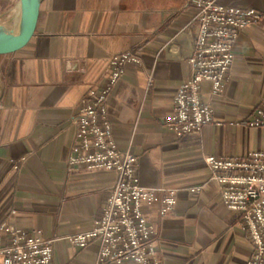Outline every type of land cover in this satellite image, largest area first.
I'll return each mask as SVG.
<instances>
[{
    "label": "crops",
    "instance_id": "crops-1",
    "mask_svg": "<svg viewBox=\"0 0 264 264\" xmlns=\"http://www.w3.org/2000/svg\"><path fill=\"white\" fill-rule=\"evenodd\" d=\"M19 8L20 0H12ZM226 7L264 13V0H218ZM194 0H42L35 35L26 48L0 57V224L57 239L51 264H104L100 241L72 246L66 237L94 226L113 172L72 173L68 158L72 118L91 89H104L113 56L137 51L107 103L121 149L139 157L146 188L178 190L175 213L144 206L156 229L163 264H247L253 244L240 216L228 211L205 158L264 151V128L251 119L264 98V21L244 32L223 91L201 85L214 123L195 138L170 131L178 88L191 77L198 35ZM202 186L197 194L189 189ZM124 264H135L125 262Z\"/></svg>",
    "mask_w": 264,
    "mask_h": 264
},
{
    "label": "built area",
    "instance_id": "built-area-1",
    "mask_svg": "<svg viewBox=\"0 0 264 264\" xmlns=\"http://www.w3.org/2000/svg\"><path fill=\"white\" fill-rule=\"evenodd\" d=\"M198 8V35L189 59L191 77L174 96V111L165 118L166 127L179 137L195 138L202 128L214 123V110L201 98V85L212 82L220 94L230 77L234 46L241 35L264 21L254 9L226 7L218 0H194ZM141 64L137 51L113 56L107 86L89 92L72 118L73 140L68 158L72 173L113 172L114 184L104 195V207L94 226L66 240L84 248L100 241L99 261L104 264H163L156 244L155 226L144 206L161 203L163 217L175 213L178 190L146 188L138 175L139 157L121 149L108 119L107 103L115 86L130 65ZM264 128V98L256 114L242 123ZM205 162L220 186L225 208L239 214L241 226L253 244L247 264H264V151L236 158L209 156ZM202 186L189 189L197 194ZM57 239H48L39 229H24L12 218L0 224V264H51Z\"/></svg>",
    "mask_w": 264,
    "mask_h": 264
},
{
    "label": "water",
    "instance_id": "water-1",
    "mask_svg": "<svg viewBox=\"0 0 264 264\" xmlns=\"http://www.w3.org/2000/svg\"><path fill=\"white\" fill-rule=\"evenodd\" d=\"M42 0H20V16L16 30L0 25V57L20 52L33 39L40 16Z\"/></svg>",
    "mask_w": 264,
    "mask_h": 264
},
{
    "label": "rangeland",
    "instance_id": "rangeland-1",
    "mask_svg": "<svg viewBox=\"0 0 264 264\" xmlns=\"http://www.w3.org/2000/svg\"><path fill=\"white\" fill-rule=\"evenodd\" d=\"M18 22V8L14 7V2L12 0H0V25L11 31L17 29Z\"/></svg>",
    "mask_w": 264,
    "mask_h": 264
},
{
    "label": "bare ground",
    "instance_id": "bare-ground-1",
    "mask_svg": "<svg viewBox=\"0 0 264 264\" xmlns=\"http://www.w3.org/2000/svg\"><path fill=\"white\" fill-rule=\"evenodd\" d=\"M20 16V7L18 8V17Z\"/></svg>",
    "mask_w": 264,
    "mask_h": 264
}]
</instances>
